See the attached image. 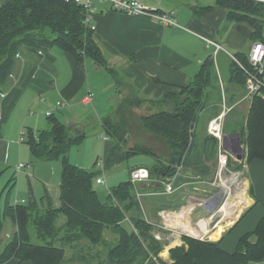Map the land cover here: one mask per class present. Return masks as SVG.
Here are the masks:
<instances>
[{"label": "trees", "instance_id": "obj_1", "mask_svg": "<svg viewBox=\"0 0 264 264\" xmlns=\"http://www.w3.org/2000/svg\"><path fill=\"white\" fill-rule=\"evenodd\" d=\"M218 2L227 7L229 23L248 22L254 29L253 40L264 42V2ZM84 19V6L73 0H0V96L6 90V79L20 46L48 49L57 45L72 53L81 66L90 59L113 78L116 108L102 116L101 129H95L113 142L102 159L104 171L120 166L135 154L145 153L155 159L148 169L157 181L150 183L163 188L158 182L166 181L172 166L198 174L207 172L205 163L216 151L217 141L209 135L200 140L203 121L200 116L216 108L221 101L216 90L220 85L216 58H207L195 78L178 88L179 91L147 100L120 68L108 65L96 41L95 29ZM235 56L249 65L247 52H237ZM221 79L226 86L245 89L246 75L233 59ZM229 89L227 87V92ZM125 90L129 94L123 96ZM252 99L249 113L238 128L247 160L264 159V99ZM154 102H159L160 107L151 112ZM145 104H151L146 105L150 113L136 115V110ZM131 129H141L156 137L167 149L168 161L147 146L129 145ZM87 136L85 129L70 127L56 116L48 118V127L30 133L28 143L34 158L62 159L59 204L55 205L51 191L45 188L40 203L35 198L24 203L7 201L4 208H0V264H6L13 257L19 261L31 260L34 264H250L264 260V215L253 231L240 238L234 252L223 250L217 242L184 236L185 244L170 248L168 258L162 257L164 246L149 235L153 225L139 214L134 182L131 179L122 182L103 197L94 185L103 170L70 163L71 148ZM7 169L0 164V177ZM15 175L8 186L11 181H14L12 187L15 185ZM157 199L164 206L178 204L177 196H172L168 205L164 197ZM150 201H155V197ZM128 220L134 229L128 228ZM108 230L116 235V240L106 239Z\"/></svg>", "mask_w": 264, "mask_h": 264}, {"label": "crops", "instance_id": "obj_2", "mask_svg": "<svg viewBox=\"0 0 264 264\" xmlns=\"http://www.w3.org/2000/svg\"><path fill=\"white\" fill-rule=\"evenodd\" d=\"M139 1L159 12L172 14L177 25H164L152 15H131L114 11L104 4L94 6L90 24L95 26L96 41L108 62L111 66L120 68L147 100L162 98L195 78L203 62L213 56L216 50L214 45L207 44L206 39H212L224 47L225 50L218 51L217 57L221 51L227 53L226 49L248 52L257 41L253 40L254 29L248 22L229 23L228 9L219 4V0ZM90 69H94L96 73H92ZM217 70L222 77L218 63ZM95 74L103 78L101 83L93 81L92 76ZM89 92L94 94V99L87 102L85 98ZM98 93L101 96L96 100ZM115 95L111 74L94 65L90 59H86L81 66L72 53L57 45L48 49L20 46L6 79V90L0 96V164L5 165L7 160L10 130L27 128L30 129L29 133H34L32 129H39L42 124V129L48 127L50 116H56L70 127L86 129L87 123L93 119L97 122L103 116L106 105L115 101ZM115 108L116 106L114 110ZM48 112L51 114L48 115ZM94 129L101 127L96 123ZM97 134L110 142L109 150L112 140L102 136L99 131ZM23 142L24 140L19 143ZM242 160L245 175L242 184L245 191L239 196H232L227 192L231 201L228 206L230 211L238 204L241 206L240 212L235 211L232 215L227 212L225 221L221 224L218 221L213 225L210 237L211 241L219 243L223 250L230 253L236 250L243 235L257 227L264 215V159L247 160L244 155ZM51 194L55 205H58L59 194L56 197L53 191ZM219 198L216 199L214 195L207 201L217 202ZM204 207L207 208L206 204ZM196 209L187 210L182 218L189 221L194 231L201 229L204 234L212 228L210 219L194 218ZM207 209L211 211L210 208ZM179 216L174 219L165 217L164 220L177 226ZM128 222V228L134 229L133 223L130 220ZM10 232L9 225L7 235ZM6 264L34 263L31 260L19 261L13 257ZM250 264H264V260Z\"/></svg>", "mask_w": 264, "mask_h": 264}, {"label": "rangeland", "instance_id": "obj_3", "mask_svg": "<svg viewBox=\"0 0 264 264\" xmlns=\"http://www.w3.org/2000/svg\"><path fill=\"white\" fill-rule=\"evenodd\" d=\"M253 1L264 2V0ZM226 50L231 54L237 53L233 49ZM216 62L219 65V69L222 72L221 76L224 79V74H227L229 69L231 57L224 51H221L220 55L216 59ZM108 65L111 66V64ZM90 70L92 73H96L94 69ZM92 78L97 84L101 83L103 80L101 76H97L96 74L93 75ZM225 84L226 83L224 82V85L221 87L218 84L219 86H217L216 89L218 92V101L221 100L219 102L220 104L218 103L216 108L213 107L211 110H208L206 113H202L200 116L201 120H203L202 125H200L201 129H199L201 137L200 140L204 137V135H209L207 132L209 120L212 115L218 114L222 109L221 103L223 98H221V95L225 93L227 97L225 104L229 108V112L225 122L224 132L226 135L231 136L233 142L242 143L245 148V144L241 140L242 134L238 128L244 120V117L248 115L253 99L247 97V91H244L242 87L236 85L230 87V85L226 86L227 84ZM227 87L230 88L229 92H227ZM128 93V91H125L123 95ZM100 96V93H98V96H95V99H99ZM115 102L116 95L115 101L106 105L105 111L102 113L103 116L114 111V106H116L114 104ZM158 103L159 102L151 103V112L157 111L160 107ZM151 104H145L142 108L137 109L136 115H141L145 112L150 113V111H146V105L151 106ZM57 116L59 117V115ZM63 120L66 121V119ZM95 122L96 120L93 119L87 123L88 126L85 130L87 131L88 136L81 143H78L71 148L68 158L70 163L78 167L97 171L99 170V164L101 163L102 158H105L106 156V151L108 150V144L110 142L108 143L106 139L97 134L98 130H95L94 128L96 123L100 125V120H97L96 123ZM42 126L43 124L40 125L39 129H32L33 132L36 133L41 131ZM32 127L38 128L35 126ZM29 132L30 129L27 128L12 129L8 132L10 145H8L6 149L7 160L5 163L8 169L0 177L1 209L4 208L7 201L14 204L16 199L19 201L22 199H25V201H31L32 198H35L37 202L40 203L46 187H48L50 191H53L54 197L58 196V184L61 183L63 173L62 159L58 158L51 161H44L42 159L34 158L30 149V144L28 143L30 135ZM22 135L24 137V142L20 144L19 140ZM137 143L151 148L165 162L168 161L169 153L165 146H163L156 137L141 129H131L128 144L132 146ZM219 154L220 148L217 142L216 151L213 152L212 156L205 163L208 169L204 174H198L192 170L187 171L181 167L179 169H175L172 166L165 181L172 184L173 190L171 192H164L163 187L154 183H133V191L136 192L139 202V214H142L143 217L154 227L153 230L149 232V235H153L155 239L160 241L164 246L161 252L162 257L168 258L170 248L185 244L183 240L184 236L211 241L210 237L213 233V225L218 221H220L221 224L226 220L228 215L227 212L229 210L227 207L231 201H229L227 197V192H230L232 196H239L242 195V191H245L242 184V181L245 180L244 164L242 163L243 160L238 159L235 156H231L226 165H221ZM154 162V157L149 154H135L120 166L108 171H101L100 175L105 178L106 183L97 184L95 182V188L104 197L110 188L130 180V174L133 168H150ZM19 163H23L26 166L21 170H18ZM14 174H16L15 185L12 187L14 181H11L8 186V182L12 179ZM221 190H224L225 192L217 202L207 201L210 197L216 195ZM172 196H177V206H164L165 204L157 199L159 197H164L166 204L168 205ZM152 197H155V201H150ZM205 204L207 208L211 209V211L204 207ZM195 207L197 209L194 213V218H202V220L210 219L212 228L204 234H202L201 229L199 231H194L193 227H188L190 229L189 230L182 227L183 225H180V227L178 225L175 226L164 220L168 215H180L183 217L187 210L192 211ZM127 223L129 222L127 221ZM116 238V235L110 230L106 232V239L108 241L116 240ZM68 255H70V253H68ZM73 264L77 263L74 262Z\"/></svg>", "mask_w": 264, "mask_h": 264}, {"label": "built area", "instance_id": "obj_4", "mask_svg": "<svg viewBox=\"0 0 264 264\" xmlns=\"http://www.w3.org/2000/svg\"><path fill=\"white\" fill-rule=\"evenodd\" d=\"M69 1V0H68ZM79 4H82L85 8V19L84 22L87 25H90L92 29H95V26L90 24V18L93 14V9L96 4H104L109 9L127 13L131 15H152L155 18H157L161 23L164 25H177V20L172 14L159 12L158 9L152 8L150 6L145 5L139 0H73ZM208 45H214L215 46V53L214 57H217L218 51L224 49V47L217 43L216 41H213L212 39H206ZM225 50V49H224ZM227 54L233 59L239 67L243 70V72L246 75V81H245V90L247 91V97L253 98V97H261L264 99V42L262 41H256L249 51L248 54V63L249 65H245L244 63L240 62L235 54H231L228 51H226ZM220 85L223 86L224 82L222 81L220 77ZM3 95V94H2ZM223 101L221 103L222 109L221 111L212 117L209 120L207 132L210 136L215 138L219 144L220 148V164L226 165L230 159L231 156L239 157L242 154V150L244 149V146L242 143H235L232 141L230 135H226L224 132V126L227 119V115L229 112V108L225 104L226 97L225 93L222 95ZM94 94L92 92H89V94L86 96L85 100L87 102L93 101ZM48 115L51 114V112L47 113ZM24 140V137L22 136L19 142H22ZM239 159V158H238ZM26 165L23 163H19L18 170H21ZM99 167L101 170L104 171V161H101L99 164ZM130 179L133 182H152L157 181L156 179H153L150 171L146 167H135L131 170ZM97 184H104L106 183V180L103 176L99 175L96 178ZM158 183H161L164 186V192H171L173 190L172 184L165 181H160ZM22 202L24 203L25 200L22 199L19 201L18 199L15 200V203Z\"/></svg>", "mask_w": 264, "mask_h": 264}, {"label": "bare ground", "instance_id": "obj_5", "mask_svg": "<svg viewBox=\"0 0 264 264\" xmlns=\"http://www.w3.org/2000/svg\"><path fill=\"white\" fill-rule=\"evenodd\" d=\"M235 203V202H234ZM227 209H229V211H228V213L229 214H233L235 211H238V212H240V209H241V206L240 205H238V204H236L235 206H234V208H233V210L232 211H230V207H227ZM167 218H172V219H174V215L173 216H170V215H168V216H166ZM178 226L180 227V225H181V223L183 222V226L182 227H185L186 229H189L188 227H192L190 224H189V221L187 220V219H183L181 216H179L178 218ZM190 230V229H189Z\"/></svg>", "mask_w": 264, "mask_h": 264}, {"label": "water", "instance_id": "obj_6", "mask_svg": "<svg viewBox=\"0 0 264 264\" xmlns=\"http://www.w3.org/2000/svg\"><path fill=\"white\" fill-rule=\"evenodd\" d=\"M245 155V149L242 150V154L238 157L239 159H243ZM224 192L220 191L215 195V198H219L220 195H222Z\"/></svg>", "mask_w": 264, "mask_h": 264}]
</instances>
